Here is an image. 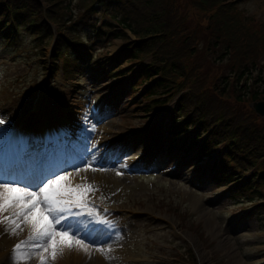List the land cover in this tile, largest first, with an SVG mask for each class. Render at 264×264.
Instances as JSON below:
<instances>
[{"label":"rangeland","instance_id":"374dc122","mask_svg":"<svg viewBox=\"0 0 264 264\" xmlns=\"http://www.w3.org/2000/svg\"><path fill=\"white\" fill-rule=\"evenodd\" d=\"M191 1L177 0L179 16L185 21L179 24L187 23L183 25L185 33L196 34L197 44L191 57L184 56L177 47L175 50L190 74L196 68L194 65L201 66L200 73L195 77L192 74L194 92L197 91L198 97L203 98L204 95L210 96L211 91L219 94L215 87L218 83L219 88L224 86L232 92L234 102H239L234 82V74L239 72L237 62L250 60L249 67L255 66L259 72L257 76L260 79L264 77V38L261 33L264 31V0L228 1L234 5L232 14L243 25L239 35H244L249 41L244 47L240 43L236 46L233 41L238 38L221 28L219 12L213 10L215 5H209L207 16L203 5L199 11L193 10ZM40 2L46 12L43 2ZM75 2L71 0L72 5ZM103 18H91L87 14L75 25L81 35H91V58H99V65L111 58L106 66L112 68L116 57L123 53L117 62L125 70L123 74L132 68H139L142 62L131 61L124 54L125 39L110 41L111 35L106 37L94 32L97 22L98 26L103 25ZM164 23L171 27L172 22L164 19ZM51 26L56 32V25ZM126 32L129 35L127 42L133 41L136 36L129 30ZM213 34L220 40H216ZM257 42L259 49H256ZM35 43L25 30H21L17 40L8 42L0 38V119L4 121L0 124V131L11 133L15 145L18 138L32 130L34 120H43L40 116L43 110L51 108L66 115L69 127L63 139L66 145L63 149L59 148L57 154L51 151L50 145L45 146L46 149L40 153L41 159H45L37 173L21 179L23 175L16 176L11 168L0 169V181L18 183L35 191L47 178L70 173L67 182L77 179L76 182L81 181L78 184H91L97 188V199H108L117 211L113 214L114 218H106L110 206L98 208L88 205L84 210H93L95 217L87 219L89 223L79 227V235L86 237L85 241L93 251L104 249L110 237L125 242L123 250L126 254L109 252L111 259H106V264H200V259L206 264H264V187L261 188L262 198L235 204L236 201L244 202L246 198L228 199L226 190L207 181V176L203 175L200 181L196 178L200 169L191 172L193 167L189 164L176 171L178 160L157 158L165 142L161 138L170 135L171 119L186 89L181 88L179 93H175L163 110L142 111L133 108V105L138 103L144 85L135 93L132 87L125 88L126 83L107 77L105 72L95 73V67L85 69L84 73L89 77L68 82L63 65L56 70V64L51 60L54 41L46 44L41 51ZM133 77L134 73L129 74L126 81ZM139 78L140 75L135 82ZM256 101L248 97L240 100V108H245V112H238L237 117L246 135L251 134L249 130L253 125L258 127L254 132L259 133L260 126L264 124V116L253 108ZM211 103L224 105L217 104L214 98H211ZM250 110L256 117L249 120L246 112ZM153 157L156 168L153 165L143 166L145 160L150 162ZM214 158L215 154L209 161L199 162L198 166L204 167ZM41 159H36L35 163L39 161V165ZM181 164L183 162L178 166ZM93 168L106 170L93 171ZM84 169H88L89 173L79 174L81 170L85 173ZM96 172H103L106 176V180H101L104 183L97 181ZM118 172L121 174L118 175ZM90 193H87V200L91 198ZM199 200L202 203L196 209L195 201ZM71 217L64 223L78 221ZM100 220H106L108 224H102ZM116 227H119L118 233L110 231V235L107 234L108 230ZM92 235L104 237L96 242L88 238H96ZM6 236L0 240L2 248L10 238L17 242L25 239L26 233L23 231L15 237L7 233ZM31 260L28 264H32ZM0 264H13V254L9 255V260H0Z\"/></svg>","mask_w":264,"mask_h":264},{"label":"trees","instance_id":"16d2710c","mask_svg":"<svg viewBox=\"0 0 264 264\" xmlns=\"http://www.w3.org/2000/svg\"><path fill=\"white\" fill-rule=\"evenodd\" d=\"M46 1L49 7H46L45 12L40 0H0V36L18 39L21 30L25 29L34 35L38 40L37 44H46L49 41L44 39L53 37L51 24H55L58 36L54 55L57 59L66 57V73L77 74L81 72L83 64L88 67L99 64V58L90 59L91 53L88 50L91 46L87 42L91 41V35H80L75 30L74 26L83 16L90 13L91 18L104 17L103 25L98 26L97 22L94 32L106 37L111 35L110 41L123 38L127 42L129 35L126 29H129L135 34L136 40L126 45L124 54L134 62L149 59L148 64L143 67L141 79L145 82L152 79L150 86L142 93L138 107L144 111L162 109L175 93L181 91V88L186 89L181 103H178L179 118L174 119L169 129L172 135L168 140L169 146L177 147V152H183L185 157H192L193 165L215 154L210 177L216 185H232L233 188L227 191L230 199L245 197L246 202H250L261 196V186H264V124L260 126L259 133L254 132L258 127L253 125L249 130L251 134L246 135L241 130L242 122L237 117L238 112H245V108H240L242 98L264 100V77L260 79L257 76L259 72L255 66L249 67L250 60L242 59L236 64L239 72L234 74L237 85L235 95L239 102H234L232 92L224 86L219 88L218 83L215 87L219 94L211 91L210 96L198 97L191 78L192 74L195 77L200 73L201 66L194 65L196 68L190 74L175 50L177 47L183 51L184 56L191 57L197 44L196 34L185 33L186 27L183 25L187 23L179 24L185 21L179 16L177 0H76L73 5L71 0ZM228 1L192 0L190 5L193 10L198 11L203 5L207 16L209 5H215L213 10L219 12L218 22L222 23L221 28L238 38L233 39L236 46L240 43L244 47L249 41L244 35H239L243 25L232 14L234 5ZM73 14H77L76 17L79 15V18ZM164 19L172 22L171 27L165 25ZM261 33L264 38V31ZM213 36L220 40L219 36ZM73 43L79 49L73 48ZM257 44L258 42L256 49H259ZM225 53L227 54L226 51ZM121 56L123 53L116 57V63ZM103 66L96 70L103 69ZM106 72L117 81L124 79L119 66ZM134 89H138V86ZM211 98L217 104L224 105H213ZM246 113L249 120L256 117L251 110ZM183 136L185 138L182 142H178ZM249 175L250 178L246 179ZM252 194H256L255 197Z\"/></svg>","mask_w":264,"mask_h":264},{"label":"snow or ice","instance_id":"6c2138e0","mask_svg":"<svg viewBox=\"0 0 264 264\" xmlns=\"http://www.w3.org/2000/svg\"><path fill=\"white\" fill-rule=\"evenodd\" d=\"M3 123L0 119V124ZM69 175L71 174L47 178L35 191L18 183L0 181V225L14 237L25 228L28 229L27 238L13 247V264H27L33 257L38 258V264H49L62 256L65 250L83 251L90 256L89 244L85 243L86 237L81 238L79 235L81 229L78 225L83 221H68L67 224L64 221L69 216L85 215L84 209L88 207L87 193L98 189L91 184L62 183L68 180ZM74 208L79 211H73ZM37 210L40 214L38 219ZM87 215H94V211L90 210ZM99 222L108 224L106 220ZM72 229H75V233ZM96 250L102 252L106 259H111L108 255L111 248Z\"/></svg>","mask_w":264,"mask_h":264},{"label":"bare ground","instance_id":"6f19581e","mask_svg":"<svg viewBox=\"0 0 264 264\" xmlns=\"http://www.w3.org/2000/svg\"><path fill=\"white\" fill-rule=\"evenodd\" d=\"M44 113H47V115L50 117V121H51V128H55L54 125L56 124L57 125H64V121H65V117L66 115L63 113V112H60L58 110H54V109H49V108H46L43 110ZM44 123V122H43ZM65 128V126H64ZM107 129V127H105ZM66 132V128H65V131ZM64 132H62L63 134H61V139H64ZM58 141L59 144H62L63 142L61 141ZM31 140H34V141H41L43 146H46L47 145V141L43 139V133H41L39 136L38 135H33L31 136L30 134H28L27 137L25 136H22L20 138V144L19 146L21 147H24L23 149H25V147L27 145H32V142ZM14 145V143H13ZM16 146V145H14ZM15 151H18V156H17V159L19 161L23 160L22 157H21V148H14ZM17 166H19V164H17ZM30 171V168L27 166L26 167V172H29ZM83 170H81V172H79V174L83 175V174H88L89 173V170L87 169V171H85V173H82ZM96 177H97V181L98 182H101V183H104L102 182L101 180H106V176L103 175V172H96ZM77 179H74V180H70L69 182H71L72 185H76L78 183H81V181L79 182H76ZM67 181H64L62 183H69ZM194 195H196L195 193H193ZM92 199V198H91ZM202 201H195V205H194V208H200L199 205H201ZM104 204H107L106 202ZM149 210V209H147ZM38 210H37V214H36V218L38 219ZM5 215H7V213H5ZM109 215H113L112 213H110ZM89 218V216H78L76 217V220L78 221H83V223H86L88 224L89 221L87 220ZM83 223L82 224H79L78 227H81L83 226ZM73 233H75V229H72ZM109 231V230H108ZM24 232L26 233V238H27V235H28V229L25 228ZM4 233V235H3ZM0 234H2V236L0 237V240L3 239V238H6V234L7 232H4V228L2 225H0ZM104 237V235H99L98 237L96 238H91V236H88L89 239L93 240V241H99L101 240L102 238ZM13 238V237H12ZM25 238V239H26ZM8 241V239H6ZM24 240V239H23ZM18 243L17 241H15V239H9L8 243L5 245L4 248H2L0 246V260H2L3 258L5 260H9V255L13 254V247L14 245ZM85 243H87L85 241ZM88 244V243H87ZM126 247V244L125 242L123 241H120L118 239H115V238H110V240L107 242L106 246L104 247V249H108V248H111V254H115V253H123V254H126L124 253L125 250H123L124 248ZM97 249V248H96ZM95 249V251H93L92 247L90 246L89 244V251H90V256L85 254L83 251H68V250H65L64 254L62 256H59L54 262L50 261L49 264H86L87 261H90L89 263L87 264H106V258L104 255L101 254L100 251H97ZM128 252V251H127ZM87 256L88 259L86 258ZM93 256V257H91ZM91 257V258H90ZM87 261H86V260ZM204 261V260H203ZM201 259H200V264H206L204 263ZM29 262H27L28 264ZM31 263L32 264H38V258L37 257H34L32 260H31Z\"/></svg>","mask_w":264,"mask_h":264},{"label":"water","instance_id":"95a60500","mask_svg":"<svg viewBox=\"0 0 264 264\" xmlns=\"http://www.w3.org/2000/svg\"><path fill=\"white\" fill-rule=\"evenodd\" d=\"M253 108L260 115L264 116V101H256L253 103Z\"/></svg>","mask_w":264,"mask_h":264}]
</instances>
